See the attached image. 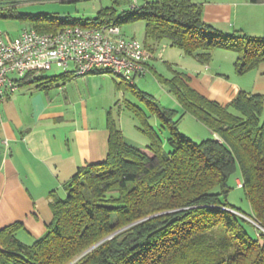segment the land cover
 Returning a JSON list of instances; mask_svg holds the SVG:
<instances>
[{"label": "trees", "instance_id": "16d2710c", "mask_svg": "<svg viewBox=\"0 0 264 264\" xmlns=\"http://www.w3.org/2000/svg\"><path fill=\"white\" fill-rule=\"evenodd\" d=\"M118 2L129 6L120 13L105 8L86 20L51 14L18 17L31 20L32 28L40 32L69 25L121 26L140 19L145 22L143 42L150 53L155 44L168 39L202 64L210 63L217 48L234 50L239 74L264 63L263 36L218 31L205 22L199 1L142 0L134 8L132 0ZM68 74L72 73H29L23 82L47 89ZM159 81L182 107L179 117V111L162 105L137 83L119 78L117 88L131 91L150 110L131 106L149 144L127 142L109 111L106 160L79 167L64 184L67 196L50 194L53 219L33 243L18 237L24 228L21 221L0 228V264H70L96 244L73 264H264V93L240 90L223 104L192 87L184 72L175 70L172 78L159 75ZM186 114L219 138L196 142L182 134L178 122ZM153 115L160 122L158 128L150 122ZM238 168L251 214L227 200L229 180ZM250 221L255 235L246 227Z\"/></svg>", "mask_w": 264, "mask_h": 264}, {"label": "crops", "instance_id": "0c3cea01", "mask_svg": "<svg viewBox=\"0 0 264 264\" xmlns=\"http://www.w3.org/2000/svg\"><path fill=\"white\" fill-rule=\"evenodd\" d=\"M199 1L203 4L205 22L218 31L224 34L241 33L264 37V2ZM0 4L4 6L3 2ZM8 8L16 6H6ZM16 36L6 35L7 38ZM157 44L151 48L150 71L141 81L149 73L156 71ZM171 45L174 46L172 42ZM217 51L221 50L215 49L212 57ZM181 53L184 54L182 50ZM186 58L183 57L185 61L189 60ZM193 60L197 63L187 61L179 70L173 69L172 63L169 65L173 72L176 70L186 73L190 77V85L210 99L226 104L240 90L264 93L241 86L231 79L230 74L221 70L214 71L213 62L202 64L196 58ZM95 74L102 73L89 74L90 76L68 74L62 81L65 87L63 95L51 91L54 82L45 89L38 87L37 83L19 79L18 89L10 92L0 106V228L21 221L24 228L17 235L26 243H33L44 235L53 219L50 194L53 192L65 197L67 192L64 184L79 167L104 161L108 156V114L97 120L90 116L88 107L92 100L91 94L88 92L85 95L82 91L85 85L88 88L92 82H97ZM156 74L158 81L159 75L166 78L174 75L167 77L157 71ZM30 75L37 76V71ZM255 79L264 80V71H257ZM71 80L75 82L72 83ZM111 86L112 89L108 87L107 90L108 103L114 99L113 95L115 97V93L111 94L114 90L112 84ZM74 88L76 97L72 95ZM157 120L155 119L156 125L159 122ZM214 137L216 135L212 132L209 138Z\"/></svg>", "mask_w": 264, "mask_h": 264}, {"label": "rangeland", "instance_id": "374dc122", "mask_svg": "<svg viewBox=\"0 0 264 264\" xmlns=\"http://www.w3.org/2000/svg\"><path fill=\"white\" fill-rule=\"evenodd\" d=\"M118 1L120 0H1L0 2H3L4 6L0 4V32H3L4 34L6 33L7 36H16L23 29L32 28L33 25L31 20L18 17V15L22 13H42L56 15L61 18L67 17L71 20H86L94 18L100 10L105 8L113 9L118 13L128 8V4ZM195 1L198 2L199 0ZM141 2L142 0H139L138 4ZM6 6H16V8L6 9ZM8 13H13L15 16H5V14ZM121 27L128 36H134L142 41L145 40V22L143 20L137 19L124 21L121 23ZM235 40V42H237L239 39L236 38ZM238 42L241 44L243 43V41ZM156 46V71L164 76L171 77L172 74H174L171 69L172 66L170 67L169 63H172L173 69L176 70H179L180 66L183 67L187 61L197 63L196 60H193L195 58L182 54L181 50L177 46H172L168 39H163ZM216 50L221 51L215 52L216 54H213L212 60L210 61L211 63L213 62L214 71L221 70L230 74L232 80H235V82L241 86L249 88V90L255 88L254 90L264 92V80L258 79L256 81L255 79L257 71H264L263 64L247 73L239 74L235 69V60L238 56L237 52L224 48H217ZM183 57H187L186 59L189 60L185 61V58L183 59ZM176 62L177 64H175ZM156 71L149 73L143 81H141L142 78L137 80V85L142 90H149V92L154 94L159 101H162V105L168 108H175L179 111L176 115V118H178L180 113H182V107L177 101L175 95L168 90L167 86L158 81ZM62 72H64V69L54 67L49 71L37 72V76L58 75ZM89 74L93 75V73ZM94 76L97 77V82H92L88 88L85 85V88L82 90L85 95H87L88 92L91 94L90 97L92 100L89 101L88 107L90 112L89 115L97 120L98 118L102 119L104 115H107L109 111H112L119 127L123 130V134L127 142L137 146H147L150 141L148 137L141 132L139 128L140 118L134 114L131 107L132 104H134L148 111V107L145 105L144 101L140 100L131 91L129 92L128 90L124 91L118 89L115 81L119 80V77L116 74L112 72H105L102 74H95ZM62 81L63 79L61 78L54 81V86L51 88V91L57 92L59 95H63L65 87ZM71 81L72 83L75 82L73 80ZM111 84L114 87L111 94L115 93V97L113 95L114 99L108 103L107 90L108 87L112 89ZM104 91L105 96H103ZM72 95L75 97L77 96L75 88L72 89ZM96 95H100V97H96ZM155 119L157 120L156 116H151L150 122L158 128L159 122L158 125H156ZM178 128L182 134L188 136L196 142L208 139L212 133L210 128L190 114L183 116V118L178 122ZM166 135L167 132L164 131L162 133L164 147L166 151L169 152L171 151V147L167 143ZM238 179H241L239 168L229 180L231 189L227 195V200L230 204L239 208V210L244 213L251 214V206L246 197L244 187L237 186ZM246 227L252 235L256 234L255 227L251 221L246 222Z\"/></svg>", "mask_w": 264, "mask_h": 264}, {"label": "built area", "instance_id": "2783aa9c", "mask_svg": "<svg viewBox=\"0 0 264 264\" xmlns=\"http://www.w3.org/2000/svg\"><path fill=\"white\" fill-rule=\"evenodd\" d=\"M138 2L132 0V8ZM151 55L142 40L128 36L117 24L69 25L55 32L26 28L13 38L0 32V106L18 89L19 79L54 67L74 76L112 72L135 84L150 71Z\"/></svg>", "mask_w": 264, "mask_h": 264}, {"label": "water", "instance_id": "95a60500", "mask_svg": "<svg viewBox=\"0 0 264 264\" xmlns=\"http://www.w3.org/2000/svg\"><path fill=\"white\" fill-rule=\"evenodd\" d=\"M64 18V17H62ZM97 245V244H96ZM96 245H94L93 247H91L90 249H88L87 251H85L82 255H80L78 258H76L73 262H71L70 264L75 263L79 258H81L84 254H86L87 252H89L92 248H94Z\"/></svg>", "mask_w": 264, "mask_h": 264}]
</instances>
